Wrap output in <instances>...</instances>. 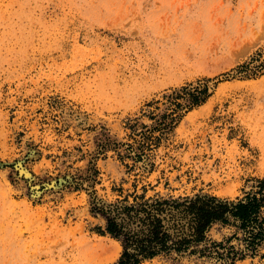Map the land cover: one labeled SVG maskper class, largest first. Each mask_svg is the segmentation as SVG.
<instances>
[{
	"label": "rangeland",
	"instance_id": "obj_1",
	"mask_svg": "<svg viewBox=\"0 0 264 264\" xmlns=\"http://www.w3.org/2000/svg\"><path fill=\"white\" fill-rule=\"evenodd\" d=\"M207 78L199 104L167 97ZM260 176L264 0H0V264H112L93 205L115 214L142 186L233 197Z\"/></svg>",
	"mask_w": 264,
	"mask_h": 264
},
{
	"label": "trees",
	"instance_id": "obj_2",
	"mask_svg": "<svg viewBox=\"0 0 264 264\" xmlns=\"http://www.w3.org/2000/svg\"><path fill=\"white\" fill-rule=\"evenodd\" d=\"M248 64L241 63L234 71L244 73ZM207 80L182 85L167 97L175 105L190 108L208 94ZM168 123L159 129H166ZM141 188L139 193L135 189L129 193L132 202L123 197V202L114 207L115 214L92 206L105 216L103 230L121 240L122 249L112 264H141L144 259L171 252L197 253L216 264H233L246 257L264 259V176L254 177L248 189L233 197L210 193L144 197ZM214 223L227 226L229 233L220 240L208 238L207 230Z\"/></svg>",
	"mask_w": 264,
	"mask_h": 264
},
{
	"label": "bare ground",
	"instance_id": "obj_3",
	"mask_svg": "<svg viewBox=\"0 0 264 264\" xmlns=\"http://www.w3.org/2000/svg\"><path fill=\"white\" fill-rule=\"evenodd\" d=\"M214 174V173H213Z\"/></svg>",
	"mask_w": 264,
	"mask_h": 264
}]
</instances>
